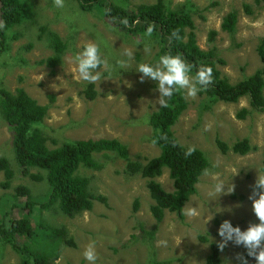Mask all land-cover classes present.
I'll return each instance as SVG.
<instances>
[{
  "label": "rangeland",
  "instance_id": "374dc122",
  "mask_svg": "<svg viewBox=\"0 0 264 264\" xmlns=\"http://www.w3.org/2000/svg\"><path fill=\"white\" fill-rule=\"evenodd\" d=\"M27 1L26 18L9 33L15 32L17 38L9 40L8 50L0 55V88L11 92L23 88L40 105L48 107L41 126L47 145L53 149L74 140L116 139L128 146L132 161L145 163L157 157L160 149L152 142L149 117L161 107L158 82L150 78L141 82L142 74L136 71L141 63L154 66L159 62L156 40L119 31L98 11L100 7L86 12L77 0H64L63 8L56 7L53 0ZM109 1L132 8L157 0ZM163 1L171 9L191 15L199 47L215 50L224 62L219 65L222 76L231 83L243 81L263 68L258 48L264 38V4L255 0ZM245 5L251 7V14L245 11ZM231 12L238 14L234 34L221 29L224 17ZM52 39L66 46L55 68L45 63L55 53ZM89 42L99 47L104 61L98 69L100 78L93 83L94 99L86 95L92 83L79 78L75 62V56ZM184 95L188 108L173 130L182 145L200 149L209 161V174L202 176L197 193L186 204L184 219L166 212L158 222L151 213L148 181L127 174V161L118 155H98L96 159L103 169L81 168L79 175L88 177L93 194L104 196L107 203L96 202L92 211L75 217L57 208L41 215L48 224L66 228L76 244L65 246L52 264H89L83 253L92 241L98 257L95 264H208L210 245L221 240L218 229L224 220L242 230L250 223H259L249 195L258 174L264 175V112L252 110L247 98L238 103L218 102L206 109L204 96L198 93L195 98L188 97L187 90ZM243 109L250 113L241 119L239 112ZM242 140L252 146L245 155L232 150ZM219 142L228 151L223 152ZM0 158H7L15 173L7 189L2 186L5 180L0 172L2 220L12 210L17 187L28 188L39 201L48 186L45 180L21 176L10 130L1 113ZM32 174L45 175L36 169ZM157 180L168 192L173 191L168 170ZM218 181L226 184L225 193L234 184V193H214ZM193 209L194 215L190 214ZM245 250L229 242L220 255V264H237V254ZM0 264H20L19 255L1 239Z\"/></svg>",
  "mask_w": 264,
  "mask_h": 264
},
{
  "label": "trees",
  "instance_id": "16d2710c",
  "mask_svg": "<svg viewBox=\"0 0 264 264\" xmlns=\"http://www.w3.org/2000/svg\"><path fill=\"white\" fill-rule=\"evenodd\" d=\"M77 1L86 12L96 11L93 9L100 7L98 11L108 23L127 35L153 37L159 45V58L169 53L173 56L180 55L187 63L194 65L189 74L191 77L195 76L201 66L211 67L213 83L207 90L198 92L205 97L206 109L218 102L238 103L247 98L252 110L264 112V66L243 81L231 83L222 76L219 65L224 62L216 55L215 50H203L199 47L193 19L185 11L173 10L163 0L132 8L109 0ZM255 1L257 4H264V0ZM28 6L27 0H0V21L6 24L0 30V55L8 50V41L17 38L15 32L11 35L9 33L23 23ZM244 8L248 14L252 13L249 5ZM237 24L238 14L231 12L224 17L221 29L234 34ZM149 28L152 29L151 35L148 34ZM175 30H179L180 40L172 37ZM215 35L213 32L212 36ZM51 45L55 53L45 63L50 68H55L60 64L66 46L56 39H52ZM258 51L264 64V38ZM86 95L89 99L95 98L93 83L88 86ZM187 108L188 103L182 89L173 95L167 107H160L150 115L151 139L160 149V154L143 163L132 161L128 146L116 139L74 140L51 149L41 129L48 107L40 105L23 88L19 87L14 92L0 88V113L10 130L19 172L21 176H28L35 181L45 180L48 186L39 201L34 200L28 188L17 187L12 210L0 220V239L19 255L20 264H52V261L59 259L65 246L76 245L66 228L54 227L43 221L41 215L44 211L57 208L64 215L75 217L92 211L96 202L107 203L104 196L93 194L90 179L79 175L81 168L94 171L103 169V165L96 159L98 155H118L127 161V174L139 175L148 181L147 188L153 200L151 213L158 222L164 219L166 212L175 213L180 219H184V208L197 193V186L205 169L209 168V161L203 151L182 145L173 130ZM249 113L250 110L243 109L239 112V118L244 119ZM219 146L223 152L228 151L225 144L219 142ZM190 149L194 151L191 155H186ZM232 150L245 155L252 150V146L248 140H242L235 143ZM34 169L45 175L32 174ZM165 170L169 171L173 181L171 192L157 180ZM0 172L4 174L3 188L9 189L15 173L7 158H0ZM137 207L138 202H135V209ZM210 250L207 263L220 264L222 252L217 244L211 243ZM243 254L246 255V250ZM247 259L248 264H256L254 258Z\"/></svg>",
  "mask_w": 264,
  "mask_h": 264
},
{
  "label": "clouds",
  "instance_id": "9594fccd",
  "mask_svg": "<svg viewBox=\"0 0 264 264\" xmlns=\"http://www.w3.org/2000/svg\"><path fill=\"white\" fill-rule=\"evenodd\" d=\"M58 8L64 7V0H53ZM127 23V21H123ZM6 27L5 22L0 21V30ZM152 29L149 28L148 34L151 35ZM172 37L180 40L179 30L172 32ZM76 71L79 78L88 83H95L100 78L98 69L104 63L101 57L99 47L92 42L87 43L83 51L75 56ZM194 65L187 63L180 55L165 54L159 58L156 65L141 63L136 71L141 73L140 80L143 82L145 78L157 81V90L159 92L158 104L161 107H167L168 101L173 95L180 90H187V96L195 98L199 91L207 90L208 86L213 83V70L211 67L201 66L194 77L189 74ZM155 143V141H153ZM194 150L190 149L186 155H191ZM209 171L205 169V175ZM225 185L222 181H218L214 185V193L232 194L235 191V185L227 187L225 193ZM252 191L249 200L252 201V210L259 223H250L246 230H242L239 226H233L230 220H224L219 229L218 235L221 240L217 242L218 249L223 250L232 242L236 246H243L246 249V255L238 253L236 259L240 264H248V257L256 260V264H264V175L258 174L255 184L251 186ZM190 214H195L193 209ZM84 258L89 264H95L97 253L95 241L89 243L85 249Z\"/></svg>",
  "mask_w": 264,
  "mask_h": 264
}]
</instances>
